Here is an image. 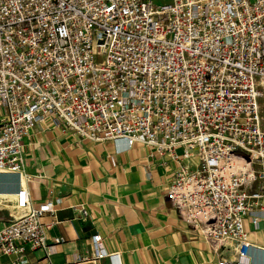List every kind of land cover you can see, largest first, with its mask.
I'll use <instances>...</instances> for the list:
<instances>
[{
  "label": "built area",
  "instance_id": "2783aa9c",
  "mask_svg": "<svg viewBox=\"0 0 264 264\" xmlns=\"http://www.w3.org/2000/svg\"><path fill=\"white\" fill-rule=\"evenodd\" d=\"M260 99L264 0H0V172L25 178L24 140L40 127L147 147L175 166L166 198L181 220L215 252L234 251L218 264H250L264 225ZM15 199L26 213L0 230V257L52 264L46 231L61 199ZM100 241L95 259L113 257Z\"/></svg>",
  "mask_w": 264,
  "mask_h": 264
},
{
  "label": "crops",
  "instance_id": "0c3cea01",
  "mask_svg": "<svg viewBox=\"0 0 264 264\" xmlns=\"http://www.w3.org/2000/svg\"><path fill=\"white\" fill-rule=\"evenodd\" d=\"M150 152L141 145L125 148L122 143H92L35 129L24 140L25 178L0 172V230L11 216L25 215L15 199L25 189L31 207L61 199L57 223L46 231L52 264H218L235 258L232 248L215 252L181 220L166 198L175 166ZM72 207H84L87 215ZM41 221L48 225L52 218ZM245 228L252 231L248 220ZM94 235L113 257L95 259ZM252 237L250 264H264V225ZM55 238L64 241L55 244ZM26 256L35 262L44 253L27 250ZM0 264H11V258L0 257Z\"/></svg>",
  "mask_w": 264,
  "mask_h": 264
},
{
  "label": "rangeland",
  "instance_id": "374dc122",
  "mask_svg": "<svg viewBox=\"0 0 264 264\" xmlns=\"http://www.w3.org/2000/svg\"><path fill=\"white\" fill-rule=\"evenodd\" d=\"M170 0H154V3L157 5L169 3ZM259 103H261L262 108H264V99H260Z\"/></svg>",
  "mask_w": 264,
  "mask_h": 264
},
{
  "label": "water",
  "instance_id": "95a60500",
  "mask_svg": "<svg viewBox=\"0 0 264 264\" xmlns=\"http://www.w3.org/2000/svg\"><path fill=\"white\" fill-rule=\"evenodd\" d=\"M238 155H240V156H243V157H244V155H242V154H240V153H239ZM245 158H246V157H245Z\"/></svg>",
  "mask_w": 264,
  "mask_h": 264
}]
</instances>
